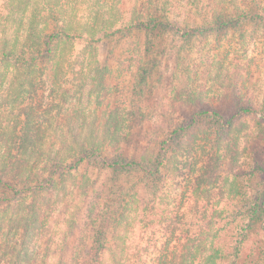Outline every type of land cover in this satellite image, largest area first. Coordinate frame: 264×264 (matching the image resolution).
I'll return each mask as SVG.
<instances>
[{
    "label": "clouds",
    "instance_id": "clouds-1",
    "mask_svg": "<svg viewBox=\"0 0 264 264\" xmlns=\"http://www.w3.org/2000/svg\"><path fill=\"white\" fill-rule=\"evenodd\" d=\"M0 264H264V0H0Z\"/></svg>",
    "mask_w": 264,
    "mask_h": 264
}]
</instances>
